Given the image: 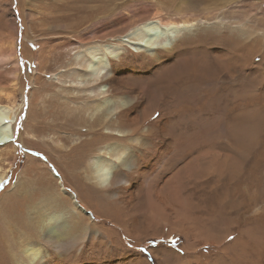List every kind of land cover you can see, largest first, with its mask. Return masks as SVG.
<instances>
[{
	"label": "bare ground",
	"instance_id": "bare-ground-1",
	"mask_svg": "<svg viewBox=\"0 0 264 264\" xmlns=\"http://www.w3.org/2000/svg\"><path fill=\"white\" fill-rule=\"evenodd\" d=\"M216 10L217 7L207 9L197 18L158 14L135 18L133 14L77 37L79 43L92 45L68 65L63 79L79 80L80 84L84 81L87 94L62 98L65 101L61 104L58 127L62 133L82 139L72 147L64 146L63 157L72 160L69 169L62 171L68 178L69 170L103 207L119 215L123 224L119 228L130 238H141L138 221L139 217L145 218L147 224L142 222L146 226L172 229L203 247H218L210 264H259L260 258L249 259L243 249L247 243L237 238L240 232L256 233L259 223L253 222L250 230L242 231L243 224L234 212L244 214L251 210L250 218L244 220L253 218L261 222L264 137L248 144L255 146L249 172L244 171L238 158L242 151H247L246 145L239 143L241 128L252 124L251 127L264 128V91H256L264 82V26L260 25L261 34L242 30L246 45L241 47L236 42L240 30L225 22ZM16 23L14 18L10 20L14 40L8 43L9 54L1 50V61L16 56ZM64 30L61 34L67 33ZM78 32L74 27L69 34ZM227 40H232L228 49ZM102 41L106 44L100 45ZM127 44L140 57L139 61L129 59ZM17 72L15 68L10 75L16 78ZM241 72H247L256 92L251 89L246 95L240 93L236 83ZM170 97L171 106L166 108L163 102ZM68 102L78 105L72 107ZM90 106L96 114L88 120L84 115ZM12 118V110L0 107V123L6 122L0 127V147L12 142L6 125ZM77 126L80 128L76 129ZM9 127L15 132V122ZM210 128L224 129L228 135L216 134L210 139L206 135ZM255 174L261 176L260 187L252 182ZM2 180L0 175V184ZM248 181L252 190L243 185ZM71 199L77 205L75 197ZM77 207L92 218V213ZM163 215L169 216L171 222ZM126 217L128 223L122 221ZM22 218L21 222L11 220L7 224L0 221V264H117L114 257L95 261L109 249L99 250L97 255L96 247H108L111 243L103 241V234L77 224L48 227L46 221L44 225L24 215ZM215 224H225L223 235L216 241L204 237L200 230L203 227L208 237H214L210 231ZM232 235L235 239L225 244ZM248 236L253 251L257 245L253 239L256 242L257 238ZM228 246L233 249L226 257ZM156 253L147 258L130 255L124 264H162L158 249ZM200 259L193 256L189 263L204 264Z\"/></svg>",
	"mask_w": 264,
	"mask_h": 264
},
{
	"label": "rangeland",
	"instance_id": "rangeland-1",
	"mask_svg": "<svg viewBox=\"0 0 264 264\" xmlns=\"http://www.w3.org/2000/svg\"><path fill=\"white\" fill-rule=\"evenodd\" d=\"M216 7V11L223 15L225 22L240 30L241 35L236 39V42L241 47L246 45V38L242 30L262 33L260 25L264 26V0H0V52L2 50L5 55L10 53V49H8L10 48L8 44L10 39L14 40L13 31L9 25L10 20L14 18L17 22L16 56L11 60H0V107L12 110V116L15 117L12 118L13 121L10 124H6L12 134V142L9 146L0 147V175L3 177L0 184V221H5L6 224L11 220L21 222L24 215L25 218L37 223L43 222L44 224L46 221L48 227L53 224H77L81 227H88L90 232L95 231L103 234V241H111L108 247H96L97 255L100 254L99 250L109 248L102 256L95 258L96 262H99L102 257V260L114 257L113 260H117V264H124V259L133 254H140L146 258L152 254L155 257L156 249H158V256L162 258V261L164 260L161 261L162 264H194L191 263L193 256L201 258L200 262L204 264H210L218 253V247L211 245L203 247V245L196 244L197 241H191L189 236L180 232L176 233L172 229L158 228L160 229L158 230L152 225L146 226L142 222V220L145 221V218L139 217L138 221L139 230L142 232L141 238L133 239L125 235L119 228H123L119 215H115L111 209L112 213H110L107 207H103L105 205H102L87 189L81 187L77 179H74L75 175L71 176L69 170H67L68 178L65 177L63 171L66 170L65 168L69 169L72 157L64 158L63 149L68 145L74 146L82 138L78 139L77 136L70 133L66 135L58 126L61 123L59 114L62 98L83 97L87 94L83 88L84 81L80 84L76 79V82L63 79L68 65L75 58L83 56L85 50L92 45L87 42L79 43L77 38L79 35H85L89 30L97 29L100 26H107L121 17L129 18L133 14L135 18L138 15L141 18L145 14H148L149 17L152 14H158L172 18H197L205 14L207 9L214 10ZM11 8L12 10L9 11ZM74 27L79 32L69 34ZM63 29L67 33L61 34ZM99 44L105 45L106 43L102 41ZM231 45L232 40L225 42L226 49ZM126 46V51L130 53L128 54L129 59L133 57L134 60L139 61L140 57L134 53V49L128 44ZM15 68L18 72L16 78H13L10 73ZM239 76L236 87L239 88L242 95L250 93L251 89L254 92L264 91V82L256 90L255 87L253 89V81L250 80L247 72H241ZM171 99L172 97L163 102L164 107L171 106ZM67 105L76 107L78 104L68 102ZM95 114L93 107L90 106L84 117L89 120ZM14 122L16 129L12 133L9 126ZM37 122L41 125L35 126ZM5 123V121H1L0 127L5 126ZM46 124L55 128L49 129ZM252 125L241 128L243 131L241 130L239 136V143L247 147V151H242L241 157L238 158L246 172H249L252 165V152L255 148V146L248 147V144L250 142L253 144L264 137L263 126L258 125V128H254L251 127ZM79 128L77 126L76 129ZM221 133L228 135V131L225 132L224 129L217 131L213 128H210L206 135L211 139ZM252 180L258 187L261 186L260 174H255ZM86 184L93 188V185L87 181ZM243 185L248 190L253 189L249 181ZM72 196L75 197L77 205L82 210L92 213V218L81 212L77 205H74ZM260 207L263 210L260 209L262 225L260 221H255L253 218L244 220L252 215L251 210L250 213H234L236 217L239 216L241 225L243 224V227H240L242 231L251 228L253 222L259 223L256 233L240 232L237 238L242 243H247L243 249L249 259L251 256L260 258L259 264H264V247H260V245H264L262 241L264 240V205ZM163 218L171 222L169 216L163 215ZM122 221L128 223L127 217ZM149 226L150 228H148ZM224 226L225 224L220 226L215 224L211 228L210 235H214V237L212 236L214 239L204 233L205 228L201 227L200 230L203 231L204 237L216 241L215 238L223 235ZM245 235L247 237H249L248 235L256 236V242L255 239L253 241L254 245H257L253 251L251 250L252 244H249ZM232 237L235 239L234 235ZM233 239H226L224 242L226 244ZM242 243L240 246L243 245ZM196 246L197 248H195ZM228 247V251L226 250L224 253L226 257L231 255L233 249L231 246ZM255 248L257 253L259 252L258 254ZM247 256L243 258H247ZM189 261L191 262L189 263Z\"/></svg>",
	"mask_w": 264,
	"mask_h": 264
},
{
	"label": "snow or ice",
	"instance_id": "snow-or-ice-1",
	"mask_svg": "<svg viewBox=\"0 0 264 264\" xmlns=\"http://www.w3.org/2000/svg\"><path fill=\"white\" fill-rule=\"evenodd\" d=\"M229 240L233 239V237H228Z\"/></svg>",
	"mask_w": 264,
	"mask_h": 264
}]
</instances>
